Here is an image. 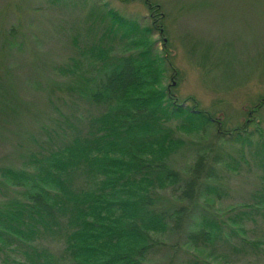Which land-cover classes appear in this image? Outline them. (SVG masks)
<instances>
[{
  "label": "trees",
  "instance_id": "16d2710c",
  "mask_svg": "<svg viewBox=\"0 0 264 264\" xmlns=\"http://www.w3.org/2000/svg\"><path fill=\"white\" fill-rule=\"evenodd\" d=\"M103 11L109 22L101 38L120 36L133 51L108 60L111 44L90 45L86 69L74 60L70 72L78 74L80 98L99 112L85 116L81 127L83 117L66 120L68 129L59 132L42 127L46 140H36L37 149L29 150L20 166H0V187L14 192L0 201L1 263L148 264V255L164 246L183 255L188 247L218 245L259 253L264 239L250 240L247 224L264 222V163L262 182L249 201L211 218L204 206L212 204L207 197L221 195L211 182L218 181L217 166L227 153L210 144L197 149L184 168L175 167L173 156L186 146L178 133L206 134L213 118L197 104L179 102L165 84L167 48L155 47L154 23L141 25L112 8ZM217 123L213 138L220 140V133H228ZM228 139L233 145L235 139ZM163 191L177 204L162 201ZM168 231L176 235L172 243L160 238Z\"/></svg>",
  "mask_w": 264,
  "mask_h": 264
},
{
  "label": "rangeland",
  "instance_id": "374dc122",
  "mask_svg": "<svg viewBox=\"0 0 264 264\" xmlns=\"http://www.w3.org/2000/svg\"><path fill=\"white\" fill-rule=\"evenodd\" d=\"M105 6L141 25L154 23L155 47L162 50L166 44L167 48L165 84L179 102L197 104L213 118L206 134L178 133L186 146L173 157H177L175 167L184 168L197 149L221 145L227 156L217 166L218 181L211 182L221 188V195L207 197L212 204L204 208L213 214L211 218L225 217L231 206L249 201L262 182L264 0H0V166H20L26 153L37 149L36 140H46L42 127L59 132L68 129L66 120L77 122L74 117H83L81 127L85 116L99 112L80 98L78 74L72 75L70 67L79 60L81 71L85 70L86 49L100 41L114 48L108 60L133 51L120 36L101 38L100 31L109 22L101 15ZM217 122L228 133H220V140L213 138ZM239 128L244 131L235 135ZM227 137L235 139L233 145ZM0 190V201L14 193L5 187ZM160 198L174 202L166 191ZM247 228L250 240L264 239L261 219L249 222ZM160 238L172 243L176 235L168 231ZM48 246L60 250L58 243ZM218 246L188 247L186 255L164 246L150 253L147 262L264 264V242L259 253L248 254ZM221 253L226 258L221 259Z\"/></svg>",
  "mask_w": 264,
  "mask_h": 264
}]
</instances>
